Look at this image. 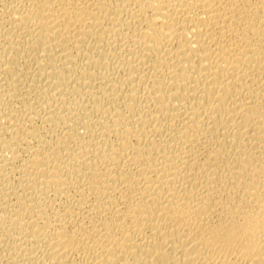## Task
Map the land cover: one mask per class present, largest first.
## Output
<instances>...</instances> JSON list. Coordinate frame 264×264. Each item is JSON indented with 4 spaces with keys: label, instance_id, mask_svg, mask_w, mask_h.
Segmentation results:
<instances>
[{
    "label": "bare ground",
    "instance_id": "obj_1",
    "mask_svg": "<svg viewBox=\"0 0 264 264\" xmlns=\"http://www.w3.org/2000/svg\"><path fill=\"white\" fill-rule=\"evenodd\" d=\"M0 264H264V0H0Z\"/></svg>",
    "mask_w": 264,
    "mask_h": 264
}]
</instances>
